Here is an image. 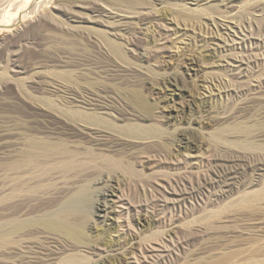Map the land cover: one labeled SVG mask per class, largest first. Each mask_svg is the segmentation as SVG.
Wrapping results in <instances>:
<instances>
[{
	"label": "rangeland",
	"instance_id": "rangeland-1",
	"mask_svg": "<svg viewBox=\"0 0 264 264\" xmlns=\"http://www.w3.org/2000/svg\"><path fill=\"white\" fill-rule=\"evenodd\" d=\"M26 1L0 0V23L6 17L15 19ZM113 1L49 0L31 8L28 18L12 30L0 32V196L26 187L30 199L27 213L16 217L30 225L12 234L16 246L7 242L10 236H3L11 232L12 215L0 202V264H60L74 255L79 264H206L212 242L229 246L242 243L239 234L247 236L231 224L220 231L223 237L188 229V220L201 214L190 212V206L200 202L184 196L216 195L232 182L234 193L256 180L264 184V171H258L264 166V43L249 47L242 40L247 31L234 35L235 24L243 27L248 21L264 29V0H161L152 10L163 15L161 25L170 30L160 35L154 33L153 24H147L140 37L134 32L139 22L120 5L121 0ZM93 2L109 5L113 13L125 17L99 15L90 9ZM213 3L219 7L216 14L207 8ZM235 5L234 11L225 13ZM65 9L81 19H69L72 14ZM101 31L120 42L128 63L109 51ZM250 40L264 42V33L254 32ZM56 73L67 80L52 77ZM165 77L176 81L163 84ZM55 80L75 93V101L61 91L50 94ZM41 99H50L61 110L100 113L117 127L134 123L153 127L158 134L134 140L113 133L115 141H98L101 145L96 147L85 125L74 127L49 114ZM80 101L89 104L86 110L79 108ZM235 124L255 125L249 140L262 144V151L240 150L221 141L224 148L213 138ZM44 142L63 143L74 152L59 164L54 160L58 155L47 153ZM27 153L33 161L22 167ZM14 163L19 171L28 172L23 179L9 170ZM176 200L185 204L180 216L171 207ZM48 218L79 227L86 239L80 244L44 228ZM169 234L176 236V244L169 242ZM149 246L157 249L147 252ZM143 258L148 263H141Z\"/></svg>",
	"mask_w": 264,
	"mask_h": 264
},
{
	"label": "bare ground",
	"instance_id": "bare-ground-1",
	"mask_svg": "<svg viewBox=\"0 0 264 264\" xmlns=\"http://www.w3.org/2000/svg\"><path fill=\"white\" fill-rule=\"evenodd\" d=\"M52 2V0H50ZM113 1V0H111ZM117 1V0H116ZM113 1V2H116ZM119 1V0H118ZM145 1V0H144ZM161 0H150L151 3H153V5L150 3H148L149 5H152V7H148L145 6L146 2L143 3L142 0H121L120 1V5L123 6V8L125 7V9H127L128 11H130V17L135 18L137 22H139V26L136 27L135 29V34L137 35V37H140L141 35H143V30L145 29V26L147 24H153L154 25V33L163 35L165 34L169 27L168 26H163V24L161 25L162 21V16H159L157 13H154L152 9H154L155 5H159ZM163 1V0H162ZM165 1V0H164ZM48 2V3H47ZM105 2V1H103ZM109 2V1H107ZM112 2V3H113ZM171 2V1H170ZM260 2V1H258ZM45 3L49 4V0H28L26 2H24L22 5V7H18V15L15 19L13 20H9L6 19L8 17H6L5 19H3V21L0 23V32L1 31H10L12 30V28L18 24L21 23L22 21H24L25 18H28V14H30V10L31 8H33L34 6H42L45 5ZM111 3V2H110ZM167 3V2H166ZM108 4V3H107ZM145 4V5H144ZM92 5V7H90V9H92L93 12L98 13L99 15H103L106 16L107 18L110 19H116L118 18L123 19L125 16L122 15H118L115 14V12L113 13L112 10H110V7L108 5L105 6L100 3H92L90 4ZM119 5V4H118ZM210 5V4H209ZM59 6H57L56 8L58 9ZM61 8V7H60ZM60 8L58 10H60ZM209 12H213V13H218V6L216 4H211L210 6L207 7ZM236 8L235 6H231L230 8H228L225 13H230L232 11H234ZM261 8V7H260ZM258 8V9H260ZM54 9V8H53ZM89 9V8H87ZM113 9V8H112ZM252 10V9H251ZM57 11V10H56ZM62 11V9H61ZM66 9L64 10L65 13ZM69 11V10H67ZM66 11V12H67ZM205 11V10H204ZM63 12V11H62ZM70 12V11H69ZM68 12V13H69ZM254 12V11H253ZM32 13V12H31ZM215 13V14H216ZM221 13V11H220ZM73 15L74 13L71 11L70 15ZM77 14V13H75ZM210 14V13H209ZM69 15V14H67ZM68 16L69 19H73V18H80L78 17V15H73V16ZM161 15V14H160ZM224 15V14H223ZM127 17V16H126ZM30 18V17H29ZM32 18V17H31ZM66 18V17H65ZM83 18V17H82ZM68 19V20H69ZM27 20V19H26ZM249 20V19H248ZM74 21V20H73ZM210 24H213V21L210 20ZM252 22V21H251ZM49 23V22H48ZM63 25V24H62ZM261 26H253V24L250 23V21L247 22L246 25H236L234 26V35H242L243 33H245V31H247V34L245 33V35L242 37L244 42L248 41V45L249 47H253L254 44L256 46H260L262 45V43L264 42H259V41H255L253 42L251 39L252 35H254V32H256L257 34L260 33H264V29L260 28ZM63 28V27H62ZM68 27L66 26L67 29ZM263 28V27H262ZM170 30V29H169ZM63 31V30H62ZM68 31V29H67ZM98 32V31H97ZM102 32V31H101ZM99 35L103 36L105 39V43L109 49V51L116 56L118 59H120L123 63H128V60L126 59L122 49H121V45L119 44V41H115L110 37H107L105 35V33H101ZM114 33H112L113 35ZM116 34H114L113 36L115 37ZM118 35V34H117ZM151 35V34H150ZM156 35V34H155ZM135 36V35H134ZM259 36V35H258ZM261 36V35H260ZM120 37V36H119ZM117 38V37H116ZM151 38H154V34L151 35ZM247 39V40H246ZM263 38H261L262 40ZM246 40V41H245ZM258 40V39H257ZM152 41V40H151ZM157 42V41H156ZM155 42V44H156ZM153 43H154V39H153ZM153 45V44H152ZM263 46V45H262ZM156 47V45H155ZM163 49L162 46H159L157 48L158 51H161ZM156 50V49H155ZM250 60V59H249ZM249 60H245L246 65L249 64ZM243 61V59H242ZM232 65H234L233 63H231ZM249 66V65H248ZM53 73V72H52ZM55 73V72H54ZM69 75V74H68ZM5 76V74H4ZM52 77H55L56 79H66L65 77H63L61 74H53ZM3 78V77H2ZM5 78V77H4ZM1 79V78H0ZM53 79V78H52ZM59 80V81H60ZM67 80V79H66ZM75 80V79H73ZM56 81V83H54V85L52 86L50 91L52 93H57L58 91H61L63 93H65V95H67V97L69 98H73L75 101V93L72 92L71 90L65 88L61 83L63 82H59ZM65 81V80H64ZM69 81V80H68ZM162 83L163 84H167V83H175L176 79L170 78V77H165L162 78ZM67 82V81H66ZM71 82V80H70ZM74 82V81H72ZM53 83V82H52ZM32 84V83H31ZM37 84V83H36ZM24 85V84H23ZM25 86V85H24ZM22 87V86H21ZM20 88V86H19ZM34 88V87H33ZM25 89V88H24ZM23 90V89H22ZM21 90V91H22ZM26 93V92H24ZM136 94V93H135ZM26 95V94H25ZM30 95V94H29ZM52 95V94H51ZM61 95V93H60ZM31 96V95H30ZM54 96V94H53ZM63 96V95H62ZM56 97V95H55ZM135 97V95H134ZM137 97V95H136ZM37 98V97H35ZM47 98V97H46ZM67 98V99H68ZM30 99V97H29ZM38 99V98H37ZM40 99V98H39ZM64 99V98H63ZM136 99V98H135ZM33 101V98L31 99ZM57 101V100H56ZM55 101V102H56ZM141 101V100H139ZM64 102V101H63ZM73 102V101H72ZM138 102V101H137ZM143 102V101H142ZM141 102V104H143ZM31 103V102H30ZM39 103H41V105L43 106L42 109H45V111L49 114H54L56 116H58L59 118L63 119L66 123H68L69 125H72L75 127V124H83L85 125V129L84 130L93 140V145H96V147L101 145L102 141L105 140H113L115 141V139L113 138L114 135L113 133H117L118 135H120L119 137H123V138H130V139H139L141 140V137H146V136H155V134L157 133V130L155 128H145L134 123V125H128L126 127H117L115 125L110 124V121L108 122L106 119H104L103 115L98 116L95 112L93 113H86L84 111H75V109L70 108V110H68V108L65 110H61L59 109V107H57L56 105H54L50 99H41L39 100ZM81 106L79 105V108H82V110H86L87 106L85 105H89L87 102L85 101H80ZM37 104V103H36ZM58 104V103H57ZM137 104V103H136ZM38 105V104H37ZM61 105V103H60ZM64 105V104H63ZM74 106V105H73ZM78 106V105H77ZM62 107V106H61ZM64 107V106H63ZM68 107V106H67ZM76 107V106H75ZM140 108L146 109L145 105L139 106ZM36 108V107H35ZM78 108V107H77ZM92 110V109H91ZM98 110H102V109H98ZM41 111V110H40ZM37 113V112H36ZM98 113V112H97ZM35 114V113H34ZM102 114H104L102 112ZM107 114V113H106ZM106 117V116H105ZM107 118V117H106ZM108 119V118H107ZM234 124V123H233ZM246 124V123H245ZM257 124V123H255ZM260 124V123H259ZM231 125V124H230ZM255 126V125H254ZM254 126H246V125H242V124H235L230 130H223V132L219 131L217 134L215 133V135L213 136V138L217 141H220L219 143L221 144L222 142L225 143H229L232 144L234 147L236 146V148L240 149V150H250V149H254L255 148H260L262 147V144H256L253 141H250L249 138L251 136H253L254 134L252 133L253 131V127ZM257 126V125H256ZM260 128V126H259ZM256 129V128H255ZM258 130V129H257ZM256 130V131H257ZM218 131V128H217ZM227 132L226 134H223L224 132ZM255 132V131H254ZM262 132V131H261ZM264 132V131H263ZM213 133V134H214ZM158 134V133H157ZM256 134V133H255ZM262 133H260L259 136ZM227 138H226V137ZM258 137V136H257ZM262 138V137H261ZM211 139V138H210ZM259 139V138H257ZM256 140V139H254ZM101 141V142H98ZM212 141V139H211ZM264 141V140H261ZM45 143V142H44ZM258 143V142H257ZM216 144V143H215ZM218 144V143H217ZM42 145V143H41ZM224 147V144H221ZM30 146V145H29ZM40 146V145H39ZM67 146V145H66ZM66 146L63 143H45L44 148L46 150L47 153L51 154V155H58L54 160L59 163V164H64V162H66L70 156L73 154L72 152L74 151H70L68 149V147L66 148ZM218 146V145H217ZM264 146V145H263ZM31 147V146H30ZM220 147V146H219ZM40 148V147H39ZM193 148V147H192ZM195 148H198L195 147ZM225 148V147H224ZM264 148V147H263ZM262 148V149H263ZM33 149V148H32ZM42 149V148H40ZM223 149V148H222ZM228 149V148H227ZM262 149L260 148V150L262 151ZM44 150V151H45ZM253 151V150H252ZM30 152V151H29ZM33 152V150L31 151ZM35 153V152H34ZM86 153V152H85ZM92 153V152H91ZM260 153V152H259ZM36 154V153H35ZM96 156V154H94ZM264 155V154H263ZM89 156V155H88ZM94 156V157H95ZM41 157V156H40ZM90 157V156H89ZM97 157V156H96ZM98 157L100 158V155H98ZM103 157V156H102ZM262 157V156H261ZM51 158V157H49ZM88 158V157H87ZM98 158V159H99ZM105 158V156L103 157ZM89 159V158H88ZM92 159V158H90ZM96 159V158H95ZM106 159V158H105ZM104 160V159H103ZM33 161V157L30 153L25 154V156L22 158L21 163L22 167L26 166L27 162H31ZM40 161V160H39ZM53 162V160H52ZM263 162V161H262ZM43 163V162H42ZM45 163V162H44ZM54 163V162H53ZM69 163V162H68ZM256 163V162H255ZM261 163V162H260ZM31 164V163H29ZM72 164V163H71ZM45 165V164H44ZM43 165V166H44ZM47 165V164H46ZM53 165V164H52ZM55 165V164H54ZM70 165V164H69ZM256 165V164H255ZM254 165V166H255ZM258 165V164H257ZM260 165V164H259ZM264 165V164H263ZM56 166V165H55ZM46 168V167H45ZM48 168V167H47ZM241 168V167H240ZM243 168V167H242ZM9 170H14V175H19V178L23 179L25 177V175L28 173L25 169L19 171V164H12L10 165ZM8 170V171H9ZM75 170V169H74ZM244 170V169H243ZM242 170V171H243ZM246 170V169H245ZM244 170V171H245ZM47 171V170H46ZM50 171V170H49ZM243 171V172H244ZM258 171H264V166H259L258 167ZM10 172V171H9ZM75 172V171H74ZM33 173V172H32ZM62 173V172H61ZM245 173V172H244ZM35 175V174H33ZM37 176H39L38 174H36ZM257 175V174H256ZM56 176V175H55ZM64 176V175H63ZM70 176V175H69ZM73 176V175H72ZM75 176V174H74ZM73 176V177H74ZM49 178V177H48ZM57 178V176H56ZM55 178V179H56ZM18 179V177H17ZM255 179V178H254ZM48 180V179H47ZM58 180V179H57ZM213 182H217V179H213ZM55 181V180H54ZM258 180L251 182V183H247L246 185H244L242 191H238L236 193L233 192L234 190V183H229L227 184V190H222L219 194L216 195H211L209 194V192H205L202 193L203 195H195L192 194L191 192L187 195L184 196V199H188L190 198H198V205L196 206H190V212H194V211H198L200 212L198 216H193L194 218L190 221L188 220L187 222V228L194 231V232H198L201 234V232L204 234H210L211 236H217V237H223L221 236L222 234L220 233V231L224 230L227 228V225L231 224L234 228L236 229L237 233H241V232H247V236L244 237V235L242 236L241 234H239L238 236H236L240 241H242V243H235V244H230L228 246L226 243H218L214 241V243L212 242V244L209 246V248L207 249V253H205L206 255H209L208 257L210 258V261H208L209 259H207L208 262H206V264H264V184H258L257 182ZM19 182V181H18ZM41 182V181H40ZM45 182V181H44ZM20 183V182H19ZM53 183V182H52ZM206 183V182H205ZM204 184V183H203ZM50 185V184H49ZM22 186H25V184L23 183ZM39 186V185H38ZM255 186H258L259 188H256ZM11 187V186H10ZM48 187V186H47ZM44 187V188H47ZM50 187V186H49ZM52 187V185H51ZM256 189H253V188ZM238 188V187H237ZM11 189V188H10ZM238 190V189H237ZM46 191V190H44ZM48 191V190H47ZM235 191V190H234ZM38 193V192H37ZM46 193V192H44ZM43 193V194H44ZM197 193V192H196ZM48 194V193H47ZM46 194V195H47ZM81 195V194H80ZM185 195V194H184ZM28 193H27V189L26 187H23L22 189H20V191H17L16 189H11L10 192L3 194L2 196H0V202L2 204H6L5 207L7 210H9L11 212L12 215V219H11V232H9L8 234H0L1 236H12V234H16L18 230L21 231V229H24L28 224L29 221H27V219L20 217V219L16 218L18 214L21 215H25L27 213V211L29 210V200L28 199ZM32 196V195H31ZM36 196V195H35ZM42 196V195H41ZM44 196V195H43ZM38 197V196H36ZM181 197V196H180ZM39 198V197H38ZM41 198V197H40ZM39 198V199H40ZM68 198V197H67ZM179 198V197H177ZM32 199V198H31ZM182 198L177 199L181 201ZM170 200H175V199H170ZM173 202V205L171 206L173 208V210H177L178 209V215H181V208L183 205L185 204H179L178 201ZM72 201H74L72 199ZM71 201V202H72ZM168 201V200H167ZM6 202V203H5ZM167 203V202H166ZM172 203V202H171ZM57 204V203H56ZM169 204V203H168ZM53 206V204H52ZM56 206V205H54ZM53 206V207H54ZM59 207V206H58ZM50 208V207H49ZM56 208V207H55ZM189 208V207H188ZM4 209V208H3ZM60 209V208H59ZM64 209V208H63ZM69 209V208H68ZM75 209V208H74ZM58 210V209H56ZM187 210V209H185ZM53 211V209H52ZM69 211V210H67ZM51 212V211H50ZM58 212V211H57ZM63 212V211H62ZM128 212V211H127ZM197 212V213H198ZM61 214V213H59ZM175 214V213H174ZM177 214V213H176ZM193 214V213H191ZM54 215V213H53ZM177 215V216H178ZM55 216V215H54ZM53 216V217H54ZM165 216V215H164ZM176 216V217H177ZM185 216V215H184ZM10 217V216H9ZM25 217V216H24ZM48 217V216H47ZM58 217V215H57ZM175 217V215H174ZM60 218V217H59ZM166 218V217H165ZM184 218V217H183ZM167 219V218H166ZM43 220V218H42ZM45 220V219H44ZM128 220V219H126ZM10 221V220H9ZM38 221V220H37ZM46 221V220H45ZM157 221V220H156ZM160 220H158L157 222L159 224H161V222H159ZM165 221V219H164ZM172 222L173 218L172 216H170L169 219H167V222ZM40 222V221H39ZM44 222V221H43ZM126 223V222H125ZM164 223V222H163ZM162 223V224H163ZM9 224V223H8ZM42 223H40L39 225H41ZM75 224V223H74ZM165 224V223H164ZM168 224V223H167ZM126 225V224H125ZM30 226V225H29ZM43 226V225H42ZM185 226V225H184ZM81 227V226H80ZM130 227V226H129ZM128 227V228H129ZM186 227V226H185ZM44 228H48L50 230H54L62 235H64L65 237L73 240V241H77V243L82 242V240H85V234L80 230L79 227H75L74 225L61 221L59 220H50L48 218V221L44 223ZM229 229V228H228ZM232 229V227L230 228ZM232 229V230H233ZM187 230V229H186ZM24 231V230H22ZM27 231V230H26ZM191 232V231H189ZM222 232V233H223ZM230 232V231H229ZM228 230L226 231V233H229ZM235 232V231H233ZM235 232V233H236ZM7 233V231H6ZM174 233V231H173ZM192 233V232H191ZM21 234V233H20ZM157 234V233H156ZM159 234V233H158ZM168 234V233H167ZM166 234V235H167ZM195 234V233H194ZM193 236H198L200 234H196ZM221 234V235H220ZM226 234V236H227ZM233 234V233H232ZM23 235H26L25 232L23 233ZM22 235V236H23ZM190 235V234H189ZM209 235V237H210ZM231 235V232H230ZM235 235V234H234ZM15 236V235H14ZM17 236V235H16ZM192 236V235H191ZM192 236V237H193ZM225 236V237H226ZM232 236V235H231ZM19 237V236H18ZM27 237V236H26ZM176 237V236H175ZM174 234H169L168 235V239L169 242L172 243V245L175 243V238ZM200 237V236H199ZM229 237V236H228ZM227 237V239H228ZM1 238V237H0ZM12 238V237H11ZM194 238V237H193ZM201 238V237H200ZM200 238L198 240H200ZM204 238V237H203ZM215 238V237H214ZM8 239V238H7ZM17 239V238H16ZM16 239H11L7 242H9L12 245L18 244ZM125 239V238H124ZM166 239V238H165ZM208 239V238H206ZM211 239H213L211 237ZM218 239V238H217ZM230 239V238H229ZM236 239V238H235ZM238 239H236L238 241ZM21 240V239H20ZM19 240V241H20ZM177 240H179L177 238ZM196 240V241H198ZM205 240V239H204ZM222 240H224L222 238ZM233 240V239H232ZM208 241V240H207ZM221 241V240H220ZM219 241V242H220ZM23 242V239L22 241ZM20 242V243H21ZM84 242V241H83ZM166 242V241H165ZM168 242V243H169ZM188 242V241H187ZM209 242V241H208ZM231 242V241H230ZM228 242V244L230 243ZM234 243V241H232ZM231 242V243H232ZM5 243V242H4ZM162 243V242H161ZM163 244V243H162ZM176 244V243H175ZM179 244V243H178ZM193 244V243H192ZM206 244V243H205ZM246 244H250L248 245V247H245ZM8 245V244H7ZM19 245V244H18ZM159 245V244H158ZM164 245V244H163ZM181 245V243H180ZM245 245V246H244ZM132 246V245H131ZM205 246V245H204ZM242 246H244L245 248H243ZM133 247V246H132ZM162 247V246H160ZM167 247V246H166ZM207 247V246H206ZM15 248V247H14ZM18 248V247H17ZM173 248V247H172ZM232 248V249H231ZM12 249V247L10 248ZM75 249V247H74ZM72 249V250H74ZM154 249H157L154 246H149L146 251L147 252H151ZM202 250V249H201ZM19 251V250H18ZM171 251V250H168ZM218 252V253H217ZM220 252V253H219ZM65 254V253H64ZM68 254V253H67ZM71 254V253H70ZM69 254V255H70ZM186 254V253H185ZM191 254V253H190ZM13 255L15 256V254L13 253ZM84 255V254H83ZM82 255V257H83ZM170 255V254H169ZM20 256V255H19ZM62 256V255H61ZM76 255H74L73 257H75ZM142 256V255H141ZM205 256V255H204ZM204 256H202L201 258H204ZM24 257V256H23ZM73 257H64L61 261L60 264H79L77 261H75V258ZM132 257V256H131ZM134 257V256H133ZM207 257V256H206ZM25 258V257H24ZM23 258V260H24ZM79 258H81L79 256ZM200 258V259H201ZM21 259V258H19ZM60 259V258H59ZM77 259V257H76ZM87 259V258H84ZM195 258H193L194 260ZM199 259V260H200ZM83 260V259H82ZM170 260V259H169ZM175 260V259H174ZM185 260V259H184ZM206 260V259H205ZM177 261V260H176ZM181 261V260H180ZM186 261V260H185ZM189 261V260H188ZM196 261V260H194ZM202 261V260H200ZM80 262V261H79ZM84 262V261H83ZM83 262L81 261V263L83 264ZM136 262V261H135ZM168 262V261H167ZM173 262V261H172ZM175 262V261H174ZM178 262V261H177ZM175 262V263H177ZM182 262V261H181ZM190 262V261H189ZM204 262V261H202ZM134 263V261H133ZM141 263H148V261L146 259H142ZM165 263V262H164ZM195 263V262H194ZM193 263V264H194ZM197 263V262H196ZM23 264V263H21ZM178 264V263H177ZM188 264V263H187ZM190 264V263H189ZM204 264V263H203Z\"/></svg>",
	"mask_w": 264,
	"mask_h": 264
}]
</instances>
